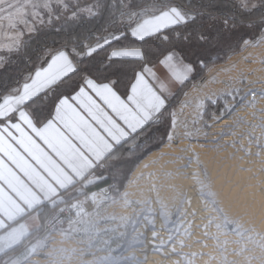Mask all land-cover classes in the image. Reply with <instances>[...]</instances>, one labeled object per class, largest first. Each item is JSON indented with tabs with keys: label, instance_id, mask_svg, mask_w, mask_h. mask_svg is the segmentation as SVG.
<instances>
[{
	"label": "crops",
	"instance_id": "obj_1",
	"mask_svg": "<svg viewBox=\"0 0 264 264\" xmlns=\"http://www.w3.org/2000/svg\"><path fill=\"white\" fill-rule=\"evenodd\" d=\"M176 6L144 17L129 30L130 36L142 41L187 22ZM109 56L141 59L142 52L114 49ZM75 70L64 49L54 51L0 98V257L31 242L63 193L78 183L102 180L108 170L106 157L154 122L193 74L192 65L170 51L156 64L141 68L126 96L111 82L86 78L67 85V94L52 107L49 119L36 124L25 105Z\"/></svg>",
	"mask_w": 264,
	"mask_h": 264
},
{
	"label": "rangeland",
	"instance_id": "obj_2",
	"mask_svg": "<svg viewBox=\"0 0 264 264\" xmlns=\"http://www.w3.org/2000/svg\"><path fill=\"white\" fill-rule=\"evenodd\" d=\"M101 1L102 0H0V69L4 64H6V62H8V61L14 59L16 56H18V53H19L21 46H22V43L26 39L34 36L35 34H37L38 32H40L42 30L49 29V28H55L61 22L71 21V20H80L81 18H86V17H90L92 15H95L98 12ZM234 1L245 10L253 9V8L257 7L258 5H260L261 3L264 2V0H234ZM183 10L191 12L189 10H185V9H183ZM217 24H218L217 27L220 28V32L222 34H232V30L228 26L224 25L222 27V25L220 26L219 23H217ZM246 34H247V32L245 33V35ZM259 43L264 44V29L262 30L261 35L254 38V40L248 39L247 41H245V43L241 46L239 53H242L243 51H245V50H247L253 46L258 47V46H260ZM182 47H183V50H185V49H190L189 47H191V46L189 44H184V46H182ZM191 52L193 55L196 56L193 59H198L201 56L200 52H203V51H199L197 49L196 50L191 49ZM239 53H237V54H239ZM234 55H236V54H234ZM186 56H188V57L191 56L190 51H188L186 53ZM208 56L210 59H215L218 57L216 54L208 55ZM231 57H229V59ZM245 62H246L245 63L246 65L252 64L251 60H246ZM225 63L219 64V65H224ZM216 66H218V65H215L213 67H216ZM213 67H211V68H213ZM261 67H263V69L260 70V72L263 73V71H264V58L262 59ZM211 68H209L208 70H210ZM208 70L206 71L204 77L200 81H198L197 83L203 82ZM262 73H261V75H262ZM197 83H195V84H197ZM246 84H247L246 80L241 73H239L238 76L235 78L227 77V78H222L219 81H214L210 85V91L217 90V89L219 90V93L215 99L208 100L205 98V99L197 101L195 106H187L188 104L182 103V99L186 94L185 93L183 95L182 99L180 100L178 106L176 107V108H178V111L175 112L174 111L176 109L175 108L172 112L171 130L173 129V126L176 123L177 119L182 120V126H181L182 129H181V132L178 133V136L180 137V139H186L189 142L192 141L191 143H195L201 150L205 151V149H206L207 150L206 152L209 155L207 153H205L204 155L205 156L208 155L209 157L207 156V159H209V160H212V161L215 160L216 159L215 157H217L221 152H223V150H220L221 152L219 151L220 153L217 154L219 149H224V151H226V149L228 147H230L231 145L232 146L233 145L238 146V145H240V139H241V141L245 142V144L243 142L242 146H241L242 156L240 154L238 157H236L237 153H235V152H233V154L231 153L232 155H230L231 156L230 157L231 166L234 165L232 163H234L233 161L235 160V157L237 158V160L235 161V163L238 161L235 164L236 171L234 168L231 176L228 174L229 179H231V180H229L226 175L223 178L221 177L222 178L221 183H223L224 185L221 184L220 193H215V194L212 193V195H211L210 190H211L212 183H213L211 174L207 170V168L204 167L201 163H198V164H200V166L197 165L198 171L200 174L199 178L201 180V182L199 181V184H203L205 186V187H203V185L199 186V189L202 187L200 190V191H202L200 193L201 197L204 200L206 199L205 200L206 202H209L212 209L213 208L215 209V210H213V212L215 211L214 214H215V217H217V218H215L214 223L216 224L217 229H218V225H219L218 230L220 231L221 229H223V231L225 233L223 231H221V232H223V234H225L224 237H226V239H227L228 235H230L232 237V239L233 238L235 239V240H231V238H228L229 239L228 240L229 247L231 246L232 248L236 246V245H233L234 242H237L241 239V238H238V233L241 232L239 229H243V227H245L244 225H246V223H243L241 226L242 228H241L240 226H238V222H239L238 220L239 219L241 220L242 218H246L247 216H249L248 213L253 212V213H251V214H253L252 220L248 221V222L254 223L257 220V218L259 216L258 214L261 211L260 206L258 208L256 207L255 210H252V207L254 206V204H256V202L254 199H249V197L252 196L249 193H248V199H245V201L246 200L247 201L241 202V204L243 203V205H240V203L238 204V202L240 201L239 196L242 195V193H243V191H242L243 188L245 187V185L246 186L253 185L252 183H250V185H249V182H251L252 179L254 180L253 175H256L255 173H252V175H249L247 173V170H245L246 168L244 166L240 167L239 161H241L244 156H245L244 158H247L249 156L257 157V155H259L260 152L264 151V149H263L264 148V144H263V141H264L263 140L264 139L263 138L264 137V123H263L264 122V112H263L264 111V103H263L264 102V99H263L264 93L261 92V94H258L257 91H255V90L254 91L250 90V91L246 92V87H247ZM251 94H256V97L258 99L259 98L263 99V100H261V99L259 100L260 102L262 101V103H263V106H261V108H259V106H257V104L255 103L256 99L250 100L248 98L249 95H251ZM223 96H226L229 98L228 102H223L224 103V111L220 115H214L213 114L211 116V120L205 121L203 119L205 102L209 101V102L214 103L217 99L222 98ZM261 96H263V97H261ZM247 98L249 99V101ZM246 99H247V101H246ZM256 102L258 103V100H256ZM251 104H253L255 106V109L253 108L254 106ZM250 105L253 106L252 109H251ZM242 107H244L243 111H242ZM250 110H252V112ZM193 112L195 113L194 117L191 115ZM240 112H241V114H239ZM247 114L252 115L250 120L249 119L247 120L246 117L249 116ZM229 118H230V120H229ZM229 121H230V124L232 123L231 125L229 124ZM244 124H245V127H244ZM247 124H249V125H247ZM238 125H242L244 127V129H242V131H241L242 133L236 132L237 131L236 129H238V127H239ZM259 125H260V127H259ZM229 128H230V132H228ZM233 128H235V129H233ZM253 128L255 129L256 132L253 131L254 130ZM256 128H257V130H256ZM171 130L169 132L167 141L170 139ZM258 130H259V132H257ZM233 132H235L236 135ZM252 132H253V134H251ZM247 133H249V134H247ZM256 134H258V135H256ZM225 135H226V137H225ZM231 135H232V137H231ZM260 135H261V137H260ZM216 136H219V137L214 138ZM234 136H236V138H238V139H236ZM246 136H247V138H246ZM254 136L258 139H256ZM230 137H231V140H229ZM222 138H223V140H222ZM225 138L226 139L229 138L228 139L229 141L227 140L228 142L225 141L226 144L223 143ZM233 138H234V142L232 140ZM158 140H160L159 137H158ZM258 140H259V142H258ZM247 141H248V143H247ZM221 142L223 144H222V146H219L221 144ZM175 143H176V141H175ZM211 144H213L214 147H212L213 145L211 146ZM215 144H217V145H215ZM200 145H201V147H200ZM225 145L227 146V148ZM246 146L249 147L250 151H247L248 147H246ZM215 147H216V150H215ZM202 148H204V149H202ZM209 148H211V149H209ZM245 151H247V152H245ZM211 152H213V153H211ZM214 152L216 154H214ZM251 152H253L252 154H254V155H252ZM234 154H235V156H234ZM210 157H212L213 159L212 158L210 159ZM221 165H222V167H221ZM219 167H220L218 169L219 171H217V175L214 177L215 179H213L215 182L220 179L219 174L221 173L220 170L223 168V164L222 163L219 164ZM230 169H232V168H230ZM237 171L241 172V174L244 172V174H245L244 177L245 178L247 177V178L246 179L242 178V175H244V174L241 175L240 173H237ZM132 172L130 173V175L132 174ZM233 173H235V174H233ZM246 174H247V176H246ZM121 175H122V173H120L118 177L120 178ZM130 175L128 177V181H129ZM239 176H241V177H239ZM233 178H234V180L235 179L238 180L239 183L237 184V182H235L236 180L233 181ZM248 178H250V179H248ZM247 179L249 181H247ZM225 181H227V184L225 183ZM241 181L244 184H242ZM243 181H245V182L247 181V183H245ZM126 183L124 184L123 189L120 193L118 191H116L117 186L113 187V188L108 187V188H110L109 190L111 192V197L108 200H106L105 202L97 204V206L95 207V209L92 212L82 215L81 219L76 224H72V225H69V226L63 228L58 233L51 236L50 238H48V240H46L44 242H34L33 241L34 238H32L31 242L29 244H26L25 246H23L18 253L11 255V256H8V257H5L0 264H40L41 261H42L41 262L42 264H44L43 262H45V264H53L55 262L58 263L59 261H60L59 263L61 264L62 262H66V260L68 261L69 259H71L70 257H72V256H73L72 259H76V260L78 259V261L82 264H89V263L92 264L93 262H94L93 264H103V263L104 264H118V256L120 257V256L124 255L125 253L132 251L133 249L134 250L138 249L139 247H141V245L144 244L145 234L147 232L146 230H144L143 227H141L142 226L141 222L143 220L142 219L143 216L148 212L147 211L140 212L139 209L143 208V207H145V208L147 207V209H148V206H149L148 200L147 201L145 199H144V201H141L142 199L139 201L138 200H131L125 206L122 205L120 203L121 202L120 198H121V193L123 192ZM254 183H255V181H254ZM229 184H231V185H229ZM234 184L237 187H239L241 185V188H239V190L237 191L238 194H237V199L235 200L236 203L232 202L233 204L227 206V201L224 204L221 201V196H218V195L219 194L221 195V193H224L223 191L225 190V188L227 186H230V190H229L230 192L228 191V193L226 195L227 196L226 200H227L229 198V196L231 195V190L235 189V187H236ZM205 189H206V191H205ZM207 191H208L209 196L206 194ZM115 193H117L116 197L113 196ZM214 196H218L219 200L217 199V197H214ZM212 198H213V201H212ZM238 199H239V201H238ZM247 203H248V205H247ZM249 204H250V206H249ZM160 205L161 206H159V207L161 208V210L159 208L158 213H159V216H160L162 223L164 224L161 229L163 230V232L167 233L171 229L174 228V224L177 221L178 216H179V207L178 206L176 207V205H173V204L170 205V208L168 207L169 205L166 206V205H163L162 203ZM162 205H163V207H162ZM220 205H222V206H220ZM232 205H235L237 208L235 206H234L235 208L231 207ZM246 205L249 207L246 208ZM224 206L226 207V209ZM167 208H169V209L172 208L171 209L172 211H169V209L167 211ZM239 208H245V209H243L244 211L243 210L238 211L237 209H239ZM249 208H251V209H249ZM231 209H232V211L234 210V212H235L234 215H233L234 212H232V214H231ZM166 211L171 212V213L168 214ZM238 212H239V214L242 212L241 215L238 216ZM243 212L245 213L244 214L245 216L242 215ZM255 212H256V214H255ZM231 215H232V217H231ZM235 215L238 216L237 219H236ZM228 217H229V219H228ZM247 218H249V217H247ZM169 220H171V222ZM233 221H235V222H233ZM216 222H218V223H216ZM235 226L239 228V229L236 228L238 231L233 229V227L235 228ZM224 227H225V229H224ZM149 232H154V233L157 232L159 234L158 230H155V229H150ZM226 232H227V234H226ZM232 241H234V242L232 243ZM217 243H220V241L217 240ZM172 244H173V242L170 243V245H172ZM219 247L221 248V250L219 248V251H218V253L221 252V253H219V254H221L220 264L221 263L222 264H229V263L233 264V262H234V264H237L238 260L240 261V259L242 258L240 255L238 257L234 256V255H236L235 254L237 251L236 248H234L235 250H233V249L228 250L227 249V252L229 251V253L227 255L234 257L231 260H229L227 255H225L226 252L222 251V250H225L226 247L224 249H223V246H219ZM247 248H249V247H247ZM164 249H166V248H164ZM230 251H231V253H230ZM247 251H249V250H247ZM61 255H63V257ZM69 255H70V257H69ZM178 256H180V254H174V255H170L168 257H163V259H165V260L161 259L162 260L161 261V260L157 259L156 255H155L154 256L155 258L151 259L152 260L151 264H154V263L155 264H164L165 261H168V264H183V262L186 260L181 259V258H180L181 259L180 260V259H178ZM176 257L178 260L176 259ZM203 257L207 258V256H205V255ZM225 257L228 260L224 259ZM50 258H51V260H49ZM61 258H64V259H61ZM80 258L82 259V261ZM252 258H253V260H251ZM252 258L250 259L247 257L246 260L243 259V262L242 261L241 262L243 264H245L246 262H247L246 264H252V261H254L253 263H256V264H259V262H260V264H264V261H261V260L259 261L257 258H255L254 255ZM54 260H55V262H54ZM155 260L157 262H154ZM232 260H235V261H232ZM222 261H224V263ZM228 261H230V262L228 263ZM128 263L132 264L133 262L131 263V261L130 262L126 261V262H123L122 264H128ZM147 263H150V258H149V260L147 259V261L145 263L139 262L137 264H147ZM133 264H135V263H133Z\"/></svg>",
	"mask_w": 264,
	"mask_h": 264
},
{
	"label": "trees",
	"instance_id": "obj_3",
	"mask_svg": "<svg viewBox=\"0 0 264 264\" xmlns=\"http://www.w3.org/2000/svg\"><path fill=\"white\" fill-rule=\"evenodd\" d=\"M153 1L155 0H102L95 15L61 22L55 28L42 30L26 39L18 56L0 69L2 98L21 83L25 73L37 69L52 52L64 49L71 56L76 66L75 72L25 105L34 122L39 125L49 119L52 107L67 94V85H78L86 78L98 84L111 82L121 96H126L141 68L156 64L170 51L178 52L192 65V76L181 85L157 119L131 135L106 157L104 164L108 169L107 174L102 180L86 186L90 192L117 186L116 191L120 193L138 163L166 143L171 130L172 112L186 91L200 81L209 68L225 63L229 57L239 53L245 41L254 40L264 29V2L245 10L234 0H166L171 5L196 14L195 18L142 41L132 38L127 30L124 37L86 55V51L95 47L104 34L118 30L117 20L124 10L137 9ZM217 23L222 27L228 26L232 34H222ZM184 44H189L190 49L183 50ZM124 48L140 49L142 58L113 59L109 56L110 51ZM191 49L203 52H200L198 59H193L196 56ZM188 51L191 53L189 57L186 56ZM213 54L218 57L210 59L208 55ZM228 101L226 96L214 103L206 101L203 119L209 121L213 114L220 115L224 111L223 102ZM120 173L122 175L119 178ZM113 196L116 197L117 193ZM21 248L19 246L1 256L0 263L5 257L18 253Z\"/></svg>",
	"mask_w": 264,
	"mask_h": 264
},
{
	"label": "bare ground",
	"instance_id": "obj_4",
	"mask_svg": "<svg viewBox=\"0 0 264 264\" xmlns=\"http://www.w3.org/2000/svg\"><path fill=\"white\" fill-rule=\"evenodd\" d=\"M177 7H179V9H181V11L183 13L184 10L180 6H177ZM263 58H264V44L263 43L260 44V46H258V47L253 46V47L243 51L242 53L233 55L224 65H218V66L213 67L210 70H208L203 82H199L197 84H194L186 92L185 96L182 99V103L188 104L187 106H195L196 102L199 100H202L205 98L208 100L215 99L219 93V90L217 89V90L210 91L211 83L214 81H219L222 78H227V77L235 78L238 76L239 73H241L246 80V83H247L246 84L247 87L245 86L246 92L250 91V90H253V91L255 90V91H257L258 94H261V92L264 93V74H263L264 71H263V73L260 72V70L263 69V67H261ZM246 60H251L252 64L246 65L245 64ZM261 73H262V75H261ZM261 97H263V96H261ZM248 98L250 100H255V99L258 100V103L256 102V100H255V103L257 104V106H259V108H261V106H263L264 102L262 103V101L260 102L259 100L260 99L263 100L264 97H263V99L262 98L258 99L256 97V94H251V95H249ZM247 99H246V101H247ZM249 99H248V101H249ZM253 104H251V105H253ZM251 105H250V107L252 109V107L254 105L253 106H251ZM243 108L244 107H242V111H243ZM253 108L255 109V106ZM174 111L177 112L178 108H176ZM250 111L252 112V110H250ZM239 114H241V112ZM191 115L194 117L195 113L193 112ZM247 115H249V114H247ZM251 117H252V115H249L246 118H247V120L248 119L250 120ZM229 120H230V118H229ZM229 124H230V121H229ZM247 125H249V124H247ZM181 126H182V120L177 119L176 123L173 126V129L171 130L170 139L163 146H161L158 150H155V151L149 153L144 159H142L138 163V165L135 167L132 174L130 175L129 181L126 183L123 192L121 193V198H120L121 202L120 203L124 206L126 204H128L131 200H138L139 201L141 199H142L141 201H144V199L146 201L148 200L149 206H148V209H147V207L145 208L143 206H142L143 208L139 209L140 212H143V211L148 212L143 216V218H142L143 220L141 222L142 223L141 227H143L144 230L147 231L145 234L144 244L141 245V247H139L138 249H135V250L133 249L132 251H129L120 257L118 256V264H122L123 262H126V261H128V262L131 261V263L133 262L135 264H137L139 262L145 263L147 261V259L149 260V258H150V263H147V264H151V262H152L151 259L155 258L154 257L155 255H156L157 259L161 260V259H163V257H168V256L174 255V254H180V256H178V259L181 258V259L186 260L183 262V264H220L221 254H219V253H221V252L218 253L219 248H220L219 246H223V249L226 247L225 250H222V251L226 252L225 255H227L229 253V251L227 252V249L228 250L229 249L235 250L234 248H236L237 251L235 253L236 255H234V256L238 257L240 255L242 257V258L240 257L241 259H240V261L238 260L237 264H241L243 262V259L246 260L247 257L251 259L253 257V255L259 261L260 260L264 261V151L259 153L260 156L259 155H257V157L249 156L247 158H244L245 157L244 156L243 159L241 161H239L240 167L244 166L246 168L245 170H247V173L249 175H252V173H255L256 175H253L254 180L252 179L251 182H249V185H250V183H252L253 185H251V186L245 185V187L243 188V190H242L243 193H242V195L239 196L240 201L238 199V201H239L238 204L240 203V205H243V203L241 204V202L245 201V199H248V193H249L252 195L249 197V199H254L256 202V204L253 203L254 206L252 207V210H255L256 207L258 208L260 206L261 211L258 214L259 216L254 223L248 222V221L252 220L253 214H251V213H253V212L248 213L249 216H247V217H249V218L246 217V218H242L241 220L240 219L238 220L239 221L238 226L241 227L243 223H246V225H244L245 227H243L244 230L236 227L237 225L235 226V228L233 227L234 230H237L236 228H238L241 231L238 233V238H241V239L240 240L238 239L239 241H237V242L232 241V243L234 242L233 245H236L235 247L232 248L231 246L229 247V243H228L229 239L228 238H231V240H235V239L234 238L232 239V237L230 235H228L229 237L227 236V239H226V237H224L225 234H223V232H224L223 229H221L220 231L218 230L219 229L218 224H217L218 225V229H217L216 224L214 223L215 218H217V217H215V214H214L215 211L213 212V210H215V209L214 208L212 209L209 202H206L205 201L206 199L204 200L201 197L200 193L202 191H200V190L202 187L199 189V186H201L203 184H199V181L201 182V180L199 178L200 174H199L197 165L200 166V164H198V163H201L204 167L207 168V170L211 174L212 181H213L212 187L210 190L211 195H212V193L213 194L220 193L221 184L224 185L223 183H221V180L223 177H225V175L228 177V179H229L228 174L231 176L233 169L235 168V164L238 162L237 161L235 163V161L237 160L236 157H238L240 154L242 156L241 146H242V143L244 141H241V139H240V145H238V146H235V145L232 146L231 145L232 143H231L230 144L231 146L227 148V146L225 145L227 148L226 151H224V149H219L217 154L221 152L220 150H223V152H221L218 156L216 155L217 156V157H215L216 159L212 161V160L207 159V156L209 154L206 152L207 151L206 149H205V151L201 150L195 143H191L192 141L189 142L186 139H180V137L178 136V133L181 132V129H182ZM238 126L239 127H238V129H236L237 130L236 132L242 133L241 131H242V129H244L245 124H244V127L242 125H238ZM259 127H260V125H259ZM233 129H235V128H233ZM256 130H257V128H256ZM253 131H255V129ZM228 132H230V128H229ZM257 132H259V130ZM233 133H235V132H233ZM247 134H249V133H247ZM251 134H253V132ZM235 135H236V133H235ZM256 135H258V134H256ZM261 135H260V137H261ZM247 136H246V138H247ZM217 137H219V136H216L214 138H217ZM225 137H226V135H225ZM231 137H232V135H231ZM231 137H230V139L229 138L228 139L231 140ZM234 137L236 138V136H234ZM228 139L225 138L223 143L226 144L225 141H227ZM236 139H238V138H236ZM256 139H258V138H256ZM222 140H223V138H222ZM232 140L234 142V138ZM175 141H176V143H175ZM258 142H259V140H258ZM223 143L221 142V144L220 145L218 144V145L222 146ZM247 143H248V141H247ZM244 144H245V142H244ZM263 144H264V141H263ZM212 145L213 144H211V146ZM215 145H217V144H215ZM200 147H201V145H200ZM212 147H214V145ZM246 147H248V146H246ZM202 149H204V148H202ZM209 149H211V148H209ZM215 150H216V147H215ZM247 151H250L249 147H248ZM247 151H245V152H247ZM233 152H235L237 154H236L235 160L233 161L234 163H232L234 165L231 166V163H230V157L231 156L230 155H232ZM253 152H251V154ZM205 153H207L208 155L205 156L204 155ZM211 153H213V152H211ZM214 154H216V153L214 152ZM252 155H254V154H252ZM234 156H235V154H234ZM212 157H210V159ZM221 163L223 164V168L220 170V172H221L219 174L220 179L215 182L213 179H215L214 177L217 175V171H219L218 169L220 168L219 164H221ZM221 167H222V165H221ZM230 168H232V169H230ZM235 171H236V168H235ZM237 173L241 174V172H238V171H237ZM233 174H235V173H233ZM242 174H244V172ZM244 176H245V174L242 175V178L246 179L247 177L245 178ZM246 176H247V174H246ZM239 177H241V176H239ZM248 179H250V178H248ZM248 179H247V181H249ZM229 180H231V179H229ZM235 180L233 178V181H235ZM247 181L246 182L243 181V182L247 183ZM254 181H255V183H254ZM235 182H237V184L239 183L238 180H236ZM225 183L227 184V181H225ZM241 183H242V181H241ZM242 184H244V183H242ZM229 185H231V184H229ZM203 187H205V186L203 185ZM236 187H235V189L231 190V195L229 196V198L227 200H226V197H227L226 195H227L228 191L230 190V186H227L225 188V190L222 188L224 190L223 191L224 193H221V195L217 194L218 196H221V201L224 204L227 201V206H229L233 203H236L235 200L237 199V194H238L237 191L239 190V188H241V185L237 188ZM106 188H108V187H104L101 190H98L95 192H100ZM205 191H206V189H205ZM206 194L209 196L208 191ZM218 196H214V197H217V199H218ZM212 201H213V198H212ZM161 203L163 205H166V206L169 205L168 206L169 208H170V205H172V204L176 205V207L177 206L179 207L178 219L176 222L174 221L175 224L173 223L174 228L171 229L167 233L163 232V230L161 229L162 226L164 225L162 223L160 216H159V213H158L159 208H160L159 206H161L160 205ZM163 205H162V207H163ZM247 205H248V203H247ZM247 205H246V208L250 206V204H249V206H247ZM220 206H222V205H220ZM234 206L235 205H232L231 207L235 208L236 206L235 207ZM169 208H167V211ZM171 209H169V211H172ZM225 209H226V207H225ZM243 209H245V208H239L237 210L239 211V210H243ZM249 209H251V208H249ZM160 210H161V208H160ZM232 212H234V210L232 211V209H231V214H232ZM167 213L169 214L171 212H167ZM241 213L239 214V212H238V216L241 215ZM234 214H235V212L233 213V215ZM244 214L245 213L243 212L242 215H244ZM255 214H256V212H255ZM238 216L235 215L236 219L238 218ZM231 217H232V215H231ZM228 219H229V217H228ZM169 221L171 222V220H169ZM233 222H235V221H233ZM216 223H218V222H216ZM150 229L158 230L159 234L157 232L156 233L149 232ZM224 229H225V227H224ZM221 231H223V232H221ZM226 234H227V232H226ZM217 240L220 241V243H217ZM172 242H173V244L170 245V243H172ZM247 247H249V248H247ZM164 248H166V249H164ZM220 250H221V248H220ZM247 250H249V251H247ZM231 251H230V253H231ZM204 255L207 256V258L203 257ZM61 256L63 257V255H61ZM69 257H70V255H69ZM72 257H70L71 259H69L68 261L66 260V262H62L61 264H82L78 261V259L77 260L72 259ZM227 257L229 260L234 258L233 256L231 257L228 255H227ZM64 258H61V259H64ZM176 259H177V257H176ZM224 259H227V258L225 257ZM49 260H51V258ZM163 260H165V259H163ZM251 260H253V258ZM81 261H82V259H81ZM224 261H222V262L224 263ZM232 261H235V260H232ZM41 262H40V264H42ZM54 262H55V260H54ZM59 262L58 263L55 262V263L60 264ZM154 262H157V261L155 260ZM229 262L230 261H228V263ZM253 262L254 261H252V264H256ZM43 263L45 264V262H43ZM55 263H53V264H55ZM128 264H130V263H128ZM164 264H168V261H165ZM233 264H234V262H233ZM259 264H260V262H259Z\"/></svg>",
	"mask_w": 264,
	"mask_h": 264
},
{
	"label": "built area",
	"instance_id": "obj_5",
	"mask_svg": "<svg viewBox=\"0 0 264 264\" xmlns=\"http://www.w3.org/2000/svg\"><path fill=\"white\" fill-rule=\"evenodd\" d=\"M169 5L170 3L166 0H155L137 9L124 10L117 20L118 30L116 32L104 34L96 43V46L90 47L88 50L93 48L98 49L120 37H124L127 30L137 25L144 17L160 12ZM183 15L188 18V21L194 19L196 16V14L188 11H183ZM130 26L132 27L128 28ZM29 74L30 73H25L23 79H28ZM109 189L110 188H106L100 192H90L86 189L85 184H76L70 190L62 194L58 204L50 208L40 231L35 234L33 241L44 242L63 228L76 224L81 219L82 215L92 212L97 204L105 202L111 197Z\"/></svg>",
	"mask_w": 264,
	"mask_h": 264
}]
</instances>
